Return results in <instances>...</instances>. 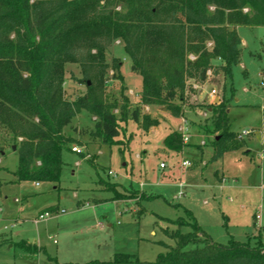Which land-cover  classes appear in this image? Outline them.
Listing matches in <instances>:
<instances>
[{"label": "rangeland", "instance_id": "rangeland-1", "mask_svg": "<svg viewBox=\"0 0 264 264\" xmlns=\"http://www.w3.org/2000/svg\"><path fill=\"white\" fill-rule=\"evenodd\" d=\"M227 27L237 31L242 43L240 62L233 66L230 78L219 71L205 82L189 81L188 85L195 83L199 88L186 90L183 102L178 103L180 117L164 106H149L150 112L141 106L142 113L158 119V124L144 131L127 120L121 133L124 144L119 147L91 138L93 117L86 111L77 114L63 130L73 143L62 152L59 182L37 186L33 181H18L13 175L18 166L13 148L20 140L0 126V240L6 242L0 247V264L105 263L118 253L153 262L166 251L163 244H176L168 232L177 226L169 221L183 218L180 231H193L186 209L219 244L228 245L234 239L251 247L259 245L256 235L264 227V26L228 23ZM105 57L109 67L114 59L123 63V79H114L111 68L107 70L106 95L121 101L124 93L138 105L142 78L131 71L120 40L112 43ZM212 64L223 63L213 60ZM64 75L66 99L86 92L77 64H65ZM212 90L217 92L213 100ZM220 102L227 107L230 131L238 136L239 144L213 162L212 143L219 132L211 127L210 106ZM181 128L189 135L187 146L181 153L169 152L164 138ZM184 161L192 166L184 169ZM101 182L119 186L111 188ZM142 194L153 198L142 199ZM45 213L49 216L40 219ZM259 213L261 220L256 219ZM262 231L260 248L264 250ZM196 235L203 239L201 232ZM22 242L36 246L38 253L27 252Z\"/></svg>", "mask_w": 264, "mask_h": 264}, {"label": "trees", "instance_id": "trees-1", "mask_svg": "<svg viewBox=\"0 0 264 264\" xmlns=\"http://www.w3.org/2000/svg\"><path fill=\"white\" fill-rule=\"evenodd\" d=\"M117 6L120 12L115 11ZM228 23L264 26V0H0V126L20 140L13 175L18 181L59 182L62 152L73 143L63 130L82 111L94 119L90 137L118 147L124 144L121 133L127 120L144 131L158 124V119L142 113L141 106H164L171 115L182 116L178 103L187 89L192 91L189 81L205 82L208 72L216 76L219 71L230 78L233 66L240 62L241 39ZM115 40L121 41L131 71L142 78L138 105L124 93L121 101L105 93L109 68L114 79H123L122 61L114 59L109 67L105 60ZM213 60L223 64L215 67ZM67 63L80 67L86 85V92L74 100L64 97ZM210 109L211 127L219 132L212 143L214 162L237 148L239 141L230 131L224 102ZM164 146L178 154L186 144L180 132L172 131L165 136ZM141 198L153 197L142 194ZM186 214L193 220V231H180L183 218L169 221L177 226L168 232L176 244L162 243L166 251L155 261L118 253L110 262L90 264H264L260 248L264 227L256 235L257 247L234 239L222 245L203 231L187 209ZM5 244L0 240V247ZM19 244L27 252L39 251Z\"/></svg>", "mask_w": 264, "mask_h": 264}, {"label": "built area", "instance_id": "built-area-1", "mask_svg": "<svg viewBox=\"0 0 264 264\" xmlns=\"http://www.w3.org/2000/svg\"><path fill=\"white\" fill-rule=\"evenodd\" d=\"M208 75H211V72H208ZM217 94V92H216V90H212L211 91V93H210V97L212 98V100L217 96L216 95ZM180 133L182 134V136H183V142L185 143V144H187V142L189 141V135L187 134V133H185V131H184V129L183 128H181L180 129ZM246 134H248V132H245L244 133V135H246ZM240 138H242V135L240 136ZM73 152H75V153H80V151L77 149V148H73ZM192 166V164L190 163V162H188V161H184L183 163H182V167L184 168V169H186V168H190ZM160 167L161 168H164V165L163 164H161L160 165ZM109 175H112V172L110 171L109 173H108ZM39 185V183H37V186ZM49 216V214L48 213H45V214H42V215H40V219H45V218H47ZM256 219L257 220H261V213H259L258 215H256ZM264 252V251H263Z\"/></svg>", "mask_w": 264, "mask_h": 264}, {"label": "crops", "instance_id": "crops-1", "mask_svg": "<svg viewBox=\"0 0 264 264\" xmlns=\"http://www.w3.org/2000/svg\"><path fill=\"white\" fill-rule=\"evenodd\" d=\"M191 86H194L195 87V89L196 88H199V86L198 85H196L195 83H193ZM195 89H193L192 88V91L194 92V90ZM143 107V106H142ZM145 107V106H144ZM153 107H156V106H153ZM147 108H148V111L150 112V109H149V106H147ZM162 111L164 110L165 111V108H162L161 109ZM185 121V123H186V125H187V123H188V120L186 121V120H184ZM170 133V132H169ZM187 146V145H186ZM169 152H171V151H169ZM174 153V152H173ZM181 153V152H180ZM216 177H217V179L219 180V181H222V178H220L219 176H218V173L216 174ZM150 196H152V195H150ZM153 197V196H152ZM189 211V210H188ZM194 217V216H193ZM194 219H195V217H194ZM262 219V218H261ZM196 220V219H195ZM200 226V225H199ZM201 227V226H200ZM202 228V227H201ZM204 231V230H203ZM205 232V231H204Z\"/></svg>", "mask_w": 264, "mask_h": 264}, {"label": "water", "instance_id": "water-1", "mask_svg": "<svg viewBox=\"0 0 264 264\" xmlns=\"http://www.w3.org/2000/svg\"><path fill=\"white\" fill-rule=\"evenodd\" d=\"M216 102H218V100L216 99ZM13 150L15 151L16 150V147L13 148Z\"/></svg>", "mask_w": 264, "mask_h": 264}]
</instances>
